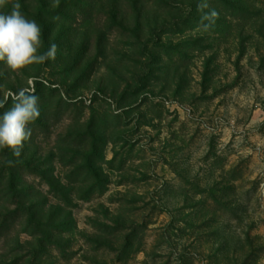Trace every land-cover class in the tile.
I'll list each match as a JSON object with an SVG mask.
<instances>
[{"label": "rangeland", "instance_id": "rangeland-1", "mask_svg": "<svg viewBox=\"0 0 264 264\" xmlns=\"http://www.w3.org/2000/svg\"><path fill=\"white\" fill-rule=\"evenodd\" d=\"M14 4L40 52L58 50L19 72L0 61V99L39 97L19 201L42 223L22 234L28 219L2 205L0 264H264V0L0 13Z\"/></svg>", "mask_w": 264, "mask_h": 264}, {"label": "clouds", "instance_id": "clouds-1", "mask_svg": "<svg viewBox=\"0 0 264 264\" xmlns=\"http://www.w3.org/2000/svg\"><path fill=\"white\" fill-rule=\"evenodd\" d=\"M5 3L6 0H0V7ZM41 44L40 26L21 13L19 4H14L9 14L0 13V61L10 70L19 72L30 65L55 60L58 45L52 43L47 51L40 52ZM9 99L12 106L0 115V148L10 149L19 158L24 143L32 136L29 125L41 115L39 97L35 95L34 85L10 91L0 99V109L5 108ZM8 164L12 165L13 161L9 160Z\"/></svg>", "mask_w": 264, "mask_h": 264}, {"label": "trees", "instance_id": "trees-1", "mask_svg": "<svg viewBox=\"0 0 264 264\" xmlns=\"http://www.w3.org/2000/svg\"><path fill=\"white\" fill-rule=\"evenodd\" d=\"M3 112L4 110L1 109L0 115H2ZM0 160V207L2 205L17 207V211L14 213L15 216L13 215V218L23 216L28 219V224L30 225L29 230H25L22 234H29L30 237H35L38 234V229L42 227V223L37 220L35 215L28 214L32 206H25V204L19 201L21 194L20 189L26 184L21 175L30 170V161L25 158V153L22 152V155L17 158L14 157L11 150L7 148H0ZM9 160L13 161L12 165L8 164ZM0 217V220H8L6 216L1 215ZM32 259L33 255L27 264H31ZM20 261L18 260L14 264H20Z\"/></svg>", "mask_w": 264, "mask_h": 264}]
</instances>
